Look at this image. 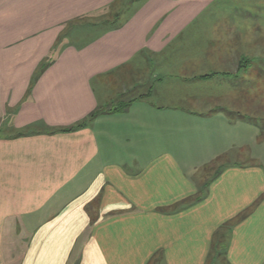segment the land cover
<instances>
[{
	"label": "crops",
	"instance_id": "crops-1",
	"mask_svg": "<svg viewBox=\"0 0 264 264\" xmlns=\"http://www.w3.org/2000/svg\"><path fill=\"white\" fill-rule=\"evenodd\" d=\"M219 1L0 0V264H264L258 16Z\"/></svg>",
	"mask_w": 264,
	"mask_h": 264
},
{
	"label": "rangeland",
	"instance_id": "rangeland-1",
	"mask_svg": "<svg viewBox=\"0 0 264 264\" xmlns=\"http://www.w3.org/2000/svg\"><path fill=\"white\" fill-rule=\"evenodd\" d=\"M210 10H224V11H247L249 16H255L257 14L258 19L255 20L254 18L248 19V26L249 31L248 35H251V32L254 30V24H257L258 26V32H259V40H258V46H259V55H258V63L257 67L254 69V74L259 75V114H248L242 115L243 121H249L254 123L259 128V139L264 137V0H220L216 6L211 7ZM96 30H89L88 28L81 27L80 30L76 32H72L67 34L65 39L68 41L75 43L80 42L81 40L87 39L91 37ZM62 37V39H63ZM219 84H215L214 86H217ZM213 86V85H211ZM186 85H183V89H186ZM165 90L164 91H170V87L167 85H164ZM139 89V88H138ZM139 93V92H138ZM126 99V97H125ZM237 117V116H232ZM240 118V119H241ZM4 131V130H3ZM3 131L0 130V132L3 133ZM261 136V138H260ZM259 140V157L255 160V163H258L260 166L264 168V139L263 141ZM231 155V156H230ZM227 159L228 160H236V161H243L241 159H245V157H236L234 154H230ZM220 165H223L222 161L221 163H216V167H219ZM218 236V243H217V249L214 247L213 251L211 252V256L209 257L208 264H227L224 259V255L222 252V246L224 243V237Z\"/></svg>",
	"mask_w": 264,
	"mask_h": 264
},
{
	"label": "trees",
	"instance_id": "trees-1",
	"mask_svg": "<svg viewBox=\"0 0 264 264\" xmlns=\"http://www.w3.org/2000/svg\"><path fill=\"white\" fill-rule=\"evenodd\" d=\"M241 61H243V60H241ZM240 63L241 62L238 63V67L240 66ZM127 102H129V101H125V100L121 99V100H119L118 102H116L115 104L112 105V106H115L117 103L118 104L121 103L122 105H120V106L117 105V107L115 106L113 108H105V109L97 108V109L93 110L90 114H88L86 120L93 119L98 113L104 112V111H108V109H110V110H124L126 108V106H127L126 105ZM83 123H84V121L75 123V124H73L71 126H68V127H65V128H61L60 131H71V130L77 129L78 127H81L83 125ZM50 131L53 132V131H55V129H50Z\"/></svg>",
	"mask_w": 264,
	"mask_h": 264
}]
</instances>
